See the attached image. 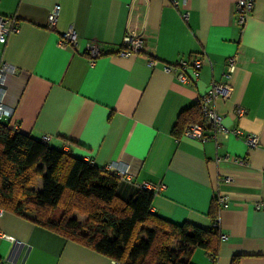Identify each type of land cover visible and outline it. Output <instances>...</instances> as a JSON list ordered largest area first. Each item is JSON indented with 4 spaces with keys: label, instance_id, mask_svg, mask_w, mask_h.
Here are the masks:
<instances>
[{
    "label": "crops",
    "instance_id": "0c3cea01",
    "mask_svg": "<svg viewBox=\"0 0 264 264\" xmlns=\"http://www.w3.org/2000/svg\"><path fill=\"white\" fill-rule=\"evenodd\" d=\"M0 0V14L20 30L0 45V66L14 72L7 100L17 108L10 127L104 168L128 166L123 191L164 185L152 212L174 224L208 229L218 214L226 236L213 262L195 249L191 264H264V0L244 25L237 0ZM60 12L54 28L53 8ZM188 14L187 18L184 14ZM70 28L77 44L61 40ZM143 35L145 49L120 56L124 36ZM102 55L90 61L87 48ZM204 58L198 77L180 82L163 69L181 58ZM236 58L229 80L228 60ZM151 60L158 62L150 67ZM230 82L229 98L212 107L224 125L256 134L259 145L207 126L202 142L173 129L214 83ZM244 109L243 116L238 110ZM237 160V161H236ZM115 171V170H111ZM227 178H230L227 181ZM41 179L40 188L41 189ZM34 190V189H32ZM226 202L221 203L220 198ZM0 264H113L114 260L18 215H0Z\"/></svg>",
    "mask_w": 264,
    "mask_h": 264
},
{
    "label": "trees",
    "instance_id": "16d2710c",
    "mask_svg": "<svg viewBox=\"0 0 264 264\" xmlns=\"http://www.w3.org/2000/svg\"><path fill=\"white\" fill-rule=\"evenodd\" d=\"M197 103L173 129L178 140L191 124H203ZM40 178V190H30ZM124 178L14 130L0 120V209L82 244L119 264H191L201 248L217 259L222 232L211 215L208 229L174 224L153 213L154 192L123 191ZM62 213L57 217L56 211ZM76 214L84 217L81 222ZM173 240L181 242L172 251Z\"/></svg>",
    "mask_w": 264,
    "mask_h": 264
},
{
    "label": "built area",
    "instance_id": "2783aa9c",
    "mask_svg": "<svg viewBox=\"0 0 264 264\" xmlns=\"http://www.w3.org/2000/svg\"><path fill=\"white\" fill-rule=\"evenodd\" d=\"M173 5H178L177 0H168ZM255 0H237L236 3V13L239 16V21L244 25L247 17L252 12L254 7ZM187 0H183V5L186 6ZM60 6L56 5L49 18V25L51 28H54L59 17ZM188 14H184V17L187 18ZM20 26L16 16L12 15H2L0 14V45L7 43L10 35L19 32ZM78 36L73 28L64 34L62 37V44L65 46H74L77 44ZM145 49V43L143 35H133L128 33L123 38L122 46L119 51V55L123 57H129L133 54H138ZM87 55L90 58V61H94L96 58L102 55V48L100 45L93 44L88 46ZM236 58H230L228 60V71L225 74L227 80L231 78V74L235 68ZM158 62L156 60H151L149 63L150 67H156ZM204 65V58L196 57L193 59L181 58L176 64H165L163 69L168 73H174L177 79L182 83H187L190 81V77L187 73L188 69H192L193 75L198 77L199 71ZM14 70L7 64H2L0 66V120L11 119L15 116L17 108L14 105H11L8 100V88L7 81ZM232 86L230 82L224 84L214 83L211 85L208 92L200 99V112L204 119L203 124H191L187 127L184 132V136L190 137L193 139H198L202 142H205L211 139V136L205 134V129L207 126L213 128L217 133H223L226 136L233 134L236 137H243L245 142L249 147H256L259 145V138L256 134H244L240 129L230 130L223 123V116L220 115L215 108L212 107L213 102L218 97H223L225 99L229 98L232 94ZM245 114L244 109L238 110V115L243 116ZM237 161V160H236ZM107 170H115L120 176L128 177V166L120 162H112L108 166L104 167ZM230 178H227L229 181ZM141 188L149 191H160L164 188V185L154 186L149 183H144L140 185ZM221 203L226 202L225 197L220 198ZM256 208H264L263 202H258ZM3 213V210L0 209V215ZM216 225L219 226V220H217ZM0 237L11 239L5 234H0ZM222 239H226V236L222 234ZM113 264H119L116 261L112 262Z\"/></svg>",
    "mask_w": 264,
    "mask_h": 264
},
{
    "label": "rangeland",
    "instance_id": "374dc122",
    "mask_svg": "<svg viewBox=\"0 0 264 264\" xmlns=\"http://www.w3.org/2000/svg\"><path fill=\"white\" fill-rule=\"evenodd\" d=\"M40 188V178H37L35 183L30 187L31 189L38 190ZM62 213L61 210L56 211V216L58 217ZM76 217L83 222L85 220L84 217H81L76 214ZM181 242L179 240H173L172 243L169 245L172 251H178Z\"/></svg>",
    "mask_w": 264,
    "mask_h": 264
}]
</instances>
